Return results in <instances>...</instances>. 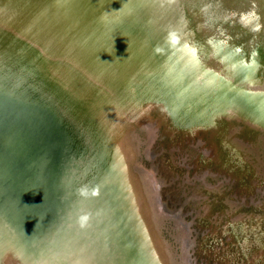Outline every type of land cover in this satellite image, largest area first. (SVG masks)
<instances>
[{"label": "bare ground", "instance_id": "obj_1", "mask_svg": "<svg viewBox=\"0 0 264 264\" xmlns=\"http://www.w3.org/2000/svg\"><path fill=\"white\" fill-rule=\"evenodd\" d=\"M99 1L72 0L76 15L72 29L74 38L78 44L83 41L79 53L86 55L92 65L82 71L77 65L68 64L77 72V78L71 82L75 88L83 92L89 89L99 102L95 105L98 111L92 110L91 115L108 128L109 133L104 137L110 139V149L101 154L104 141L106 149L109 147L106 140L102 144L96 143L90 120L73 114L69 106L58 108L73 149L65 162L66 171L77 167L78 163L80 166L85 164V170L91 165V179L86 184L85 178L78 182L72 175L67 176L61 228L54 231L47 243H38L28 234L25 238L22 231L15 229L17 238L6 236L10 242L8 250L13 253L8 251L5 258L10 264H131L126 257L120 259L121 254L110 252V249L119 248L116 238L119 239L127 227L137 230V243L141 247L145 244L141 258L147 256L148 264H193L186 251L189 230L184 220L178 210L160 208L161 201L155 196L158 179L151 169L132 161L128 143L137 126L148 142L152 141L154 129L165 110L173 124L171 128L174 126V129L191 133L199 129L207 131L229 155L243 160L230 120L235 118L264 129V40L261 39L264 0H166L171 7L173 3L177 4L180 20L175 26L181 27L180 32L170 36L185 40L190 51L194 76L189 88L187 80H182L181 76L182 63L177 53L180 48L174 46L179 44L167 36L168 28L174 26L172 16H156L153 12L135 14V9L146 0H113L98 7ZM107 14H117L107 20L116 23L112 30L97 24ZM157 32L161 33L157 35ZM58 71L62 75L65 72L63 68ZM256 77L259 81L254 80ZM237 79L244 83L253 81L252 86L245 87V96L236 95L242 85H234L231 81ZM0 88L12 92L14 98L24 92L38 93L34 78L1 68ZM227 91L235 94L244 105L237 106ZM151 109L161 115L157 121L152 122ZM98 113L101 119L97 117ZM222 117L227 120L219 122ZM171 128L165 131L169 130L171 134L174 131ZM213 142L212 139L205 152L214 151ZM148 155L151 156L149 152ZM100 167H106L104 181L98 174ZM78 176H81L80 170L75 178ZM90 180H94L93 183ZM86 187L88 195L85 194ZM86 198L90 202L89 211L86 210ZM57 215H53L54 219ZM167 216L176 224L174 238L179 246L178 254L159 233L162 220ZM242 223L243 231L247 227ZM53 226L55 222L51 229ZM66 234L68 239L77 236L73 238L77 239L81 259L75 263L49 247ZM111 256L119 260L114 263ZM134 257L135 261L140 258L136 254Z\"/></svg>", "mask_w": 264, "mask_h": 264}, {"label": "water", "instance_id": "obj_2", "mask_svg": "<svg viewBox=\"0 0 264 264\" xmlns=\"http://www.w3.org/2000/svg\"><path fill=\"white\" fill-rule=\"evenodd\" d=\"M40 1L42 3L39 4L34 0H0V68L11 70L15 74H28L36 81L38 90L37 95L24 92L14 98L12 92L0 88V257H2L0 264H10V260L5 258L8 251L12 252V250H8L7 245L10 247L8 244L10 242L6 236L17 238L18 234L15 229L22 231L25 238L28 234L38 243H47L51 240L54 231L59 229L62 224L60 214L63 205V191H65L63 188L66 187L67 176L72 175V178L78 182L82 180L81 178H85L86 184L89 183V178L91 179L90 176L93 173L91 165L87 166L85 170V164L82 163L80 166L78 163L77 167H73L72 170L68 168L66 171L65 162L73 149L72 144L68 141L70 135L64 128L58 108L69 106L73 114L90 120L93 125L91 133L92 135L93 132L95 133L93 138L96 143L102 144V141L106 140V145L109 147L106 149L104 141L101 154H106L110 149L108 146L110 139L104 137L109 133L108 128L98 123L99 120L97 118L95 120V116L91 115L92 110L98 111L95 106L98 100L94 99L89 89L83 92L71 83L77 78V72L73 71V67L68 62L77 65L82 71L92 65V61L86 55L79 53L83 41L81 40V43L78 44L74 38L72 29L76 19L75 11H73L75 6L72 4V0ZM110 1L113 0H100L98 7L102 3ZM146 1H143L144 3L135 9V14L153 12L156 16H160V14L167 17L172 16V25L178 24L180 19H178L179 12L176 3H173L171 7L166 0ZM115 17L117 14H107V16H103V21L99 20L97 24L102 28L112 30V25L116 23H110L107 20ZM174 26L168 28L167 36L172 39V42L175 41L179 44L174 46L180 48L177 53H179L178 57L182 63L181 76L182 80H187V88H189L193 84L194 76V70H192V64L189 61L190 51L184 44L185 40L177 36H170L175 32H180L181 27ZM197 28L196 25L195 30ZM160 33L157 32V35ZM161 37L164 36L161 35ZM53 58H57L59 61H55ZM93 66L95 69L97 65L94 63ZM60 68L65 70L63 75L58 71ZM59 78H62L63 81ZM256 79L257 77L254 80L259 81ZM241 80L237 79L231 82L234 85H242V89L238 88L240 93L235 92L236 95L244 94L245 96L246 94L243 92L245 87L252 86L253 81L244 83ZM68 88L72 92L67 91ZM227 94L236 100L237 106L244 105L235 94L228 91ZM79 102L82 104H78ZM97 117L102 118L100 113ZM232 120L233 125L238 122L245 126L242 120L235 118ZM197 131L201 132L200 129ZM136 132L134 142L129 141L128 143L133 156L132 161H137L138 155H142L139 138L141 133ZM141 136L144 141V136ZM103 160L105 159L103 158ZM105 169L106 167L98 169V174L102 175V181L105 180L103 176ZM79 170L81 176L75 178ZM96 178L97 174L94 180ZM94 180L90 181L93 183ZM158 183L155 191L156 199L161 201L160 208L168 209L160 191L162 181L158 180ZM81 186H83L82 182ZM86 190L87 187L85 194L88 195ZM89 204L90 202L86 198L87 211H89ZM177 209L184 220L185 215L181 211L182 207ZM53 215H57V217L54 219ZM168 219L167 216L162 220L160 236L162 235V238L170 243L172 249L178 254L179 246L174 238L176 224ZM54 222L55 226L51 229ZM184 222L189 230V247L186 250L189 257V254L193 253L190 240L193 222L191 219L184 220ZM117 231L116 229V233H118ZM136 234V229H127L126 227L125 233L122 232L119 239L116 238L115 242H119V248L117 250L110 249V252L121 254L123 257L120 256V259L126 257L131 264H148L150 261L147 256L141 258L145 244L142 243L141 247L137 243ZM73 237L77 236L68 239L67 234L62 235L49 247L55 248L58 250L57 253L65 255L75 263V260L78 261L81 258L77 249V239ZM134 254L138 255V258L140 257L136 261ZM111 257L114 263L119 260L116 256ZM248 257L247 254L246 258L249 259Z\"/></svg>", "mask_w": 264, "mask_h": 264}, {"label": "rangeland", "instance_id": "obj_3", "mask_svg": "<svg viewBox=\"0 0 264 264\" xmlns=\"http://www.w3.org/2000/svg\"><path fill=\"white\" fill-rule=\"evenodd\" d=\"M261 39L264 40V33ZM149 113L152 122L161 116L156 109ZM164 114L154 129L152 141L148 142L138 126L133 130L131 142L136 131L145 136L144 141L139 136L142 155L134 162L153 170L162 181L160 191L166 206L174 210L182 207L184 220L193 222L190 261L264 264V129L244 121L245 126L238 122L233 125L230 120L243 158L240 161L229 155L209 132L171 128L173 124L165 110ZM225 120L222 117L219 122ZM166 128L174 131L169 134L170 129L166 132ZM211 138L215 148L208 153L204 149L211 146ZM241 222L247 227L243 231ZM160 231L162 225L161 234Z\"/></svg>", "mask_w": 264, "mask_h": 264}]
</instances>
